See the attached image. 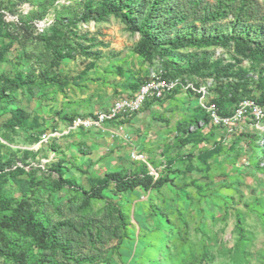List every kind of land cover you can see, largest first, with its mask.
I'll list each match as a JSON object with an SVG mask.
<instances>
[{
	"label": "rangeland",
	"instance_id": "rangeland-1",
	"mask_svg": "<svg viewBox=\"0 0 264 264\" xmlns=\"http://www.w3.org/2000/svg\"><path fill=\"white\" fill-rule=\"evenodd\" d=\"M153 1L133 0L137 27ZM215 2L168 4L175 23L154 30L158 52L145 54L142 34L122 16L83 19L99 12L101 0H0V191L59 227L56 241L42 244L25 228L0 226V264H17L7 250L26 264L62 260L68 243L75 256L92 257L89 264H122V247L143 250L137 237L123 243L143 221L142 207L165 212L167 237L157 248L163 264H264V129L251 120L232 131L212 126L198 93L209 85L210 99L232 115L240 97L264 95V55L243 40L210 41L247 29L231 15L212 19ZM255 8L249 22L261 27L264 41V0ZM185 33L196 43L174 48L171 41ZM172 75L189 88L149 98L105 129L68 132L75 116L108 110L145 81ZM45 131L62 135L41 142ZM135 149L168 177L171 191L155 192L158 200L148 205L141 204L147 191L116 194L112 185L104 198L87 197L96 177L145 168L133 160Z\"/></svg>",
	"mask_w": 264,
	"mask_h": 264
},
{
	"label": "trees",
	"instance_id": "trees-1",
	"mask_svg": "<svg viewBox=\"0 0 264 264\" xmlns=\"http://www.w3.org/2000/svg\"><path fill=\"white\" fill-rule=\"evenodd\" d=\"M215 1L214 7L210 13L212 19L229 17L231 15L236 22H242L243 24H246L247 29L244 28L239 33L233 32L232 34L226 36H214V38H212L210 41L212 43H220L224 40H243L249 51L264 55V41H262L260 38L262 31L261 27H259V25H253L249 22L252 21L257 14L255 8L257 0ZM101 2L102 3L100 4V10L98 13H95L94 15L85 13L83 19L102 20L108 13L122 16L132 30L139 31L142 34L140 50L145 54L158 52L159 43L156 38V34H154V30H169L175 23V16L169 13L167 6L170 3L171 5H176V0H154L150 9L147 11V15L144 16L142 23L138 27L135 17L133 16V11L131 10H134L133 0H101ZM123 8H127V10L123 11ZM176 16H178V14ZM196 41L197 38L194 37L192 33H185L183 36H178L175 41H171V45L177 49L191 46L195 44ZM171 77L174 78L176 75H172ZM171 77L167 76L163 78L171 79ZM243 97H240L238 101H240V99ZM257 100L260 103H264V95H261ZM147 167L148 166L146 164V169L141 167L136 171H131L130 173L111 171L105 174L104 177H96L94 180L95 185L93 189L86 193L87 197L104 198L103 189L108 185H112V190L114 193L121 194L126 191H131L137 187L149 189L154 183L159 184L166 180L159 178L154 181L155 176L150 173ZM65 182L70 186H73L75 180L69 179L65 180ZM4 212L8 213L5 214ZM0 226L12 228L14 230L25 228V230L32 235L34 240L41 242L42 244H45L49 240L52 242L56 241L58 237L57 232L59 231V227H50L42 219L36 218L35 212L33 211L29 202L14 201L13 199L8 198L2 191H0ZM62 226L76 228L73 224H62ZM166 237L164 239H166ZM126 238H130V230H128L123 240ZM62 252L64 254V258L62 260L55 259L49 261L48 264H89V262L92 260V257L87 255L75 256L76 253L71 250L70 243L64 246L61 254ZM163 253V257H165V252ZM6 254L12 257L17 264H26V260L20 253H16L13 250H7ZM161 260L157 261L158 263L163 264Z\"/></svg>",
	"mask_w": 264,
	"mask_h": 264
},
{
	"label": "built area",
	"instance_id": "built-area-1",
	"mask_svg": "<svg viewBox=\"0 0 264 264\" xmlns=\"http://www.w3.org/2000/svg\"><path fill=\"white\" fill-rule=\"evenodd\" d=\"M179 86H187L185 87L187 89L190 85L184 86V82L181 81L180 77L164 79L156 76L145 81L133 96L119 97L108 110L99 111L94 115L75 116L68 132L80 128L85 130L105 129V125L108 122L132 117V115L140 111L149 98L162 99L166 95L172 94ZM208 87L209 85H204L198 88L199 105L208 114L212 126H223L228 128V131H232L240 123L245 122V120H251L254 126L264 129V103H260L252 97H243L238 101L232 115H224L219 105L210 99ZM122 127L123 125L120 128ZM61 135L57 131H45L41 135V142H49ZM131 156L135 161L146 163L152 169L150 173L155 177L158 176V173L148 162V158L144 152L135 149L132 151Z\"/></svg>",
	"mask_w": 264,
	"mask_h": 264
},
{
	"label": "crops",
	"instance_id": "crops-1",
	"mask_svg": "<svg viewBox=\"0 0 264 264\" xmlns=\"http://www.w3.org/2000/svg\"><path fill=\"white\" fill-rule=\"evenodd\" d=\"M164 176L165 175L162 173L154 177V181L159 178L166 180L159 184L154 183L153 186L149 189H144L143 187L135 188L140 192L144 190L149 193L148 197L144 200V203L141 204L148 205L150 202H155L156 200H158V198L154 195L155 192L167 190V193H169V191H171L173 187L171 181L168 179V177ZM136 202L137 200H135L133 204H135ZM133 208H136V206L133 205ZM142 208H144L143 221H138L135 226L130 227L129 230L131 239L135 237H137L139 240L141 239L140 241H142L144 244L143 250H126L122 247L120 250V253L122 254V264H159L157 262V259H160L158 258V256H161V258H163V251L157 248L161 247L162 244H165L164 240H161V238H165L167 235V228L163 221L165 212H157L150 208L148 210L147 207L146 209L145 207ZM131 239H124L123 243L125 242V245H128L130 242L135 241H131Z\"/></svg>",
	"mask_w": 264,
	"mask_h": 264
}]
</instances>
